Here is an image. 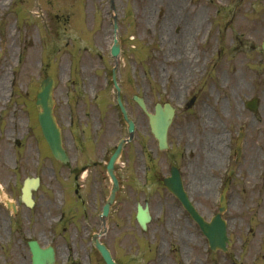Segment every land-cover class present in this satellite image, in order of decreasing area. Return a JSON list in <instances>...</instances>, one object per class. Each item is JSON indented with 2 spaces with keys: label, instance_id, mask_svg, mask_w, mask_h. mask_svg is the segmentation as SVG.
Listing matches in <instances>:
<instances>
[{
  "label": "rangeland",
  "instance_id": "rangeland-1",
  "mask_svg": "<svg viewBox=\"0 0 264 264\" xmlns=\"http://www.w3.org/2000/svg\"><path fill=\"white\" fill-rule=\"evenodd\" d=\"M76 1L0 0V93L7 98L12 92V100L21 102L26 91L37 92L42 80L53 76L59 123L65 134L78 132L80 138L82 130L81 145L86 140L84 149L69 140L72 160L78 159L80 166L91 155L100 164L90 166L87 183L80 189L81 202L74 190L70 166L60 169L61 165L52 160L51 170L43 174L48 161L38 151L41 143L37 135L30 150L38 174L44 177L43 185L36 191L34 208L22 205L17 218L11 220L7 216L10 212L1 208L0 264H31L27 247L30 237L55 246L56 264L102 263L91 240L101 229L99 214L112 187L105 169L110 155L107 149H114L128 134L116 107L111 75L116 62L125 105L136 123V138L126 145L117 164V176L124 187L112 206L109 229L102 241L124 264H186L188 259L190 264H264V0H192L182 10L189 13L195 25L202 23L208 38L195 40V57L198 53L200 60L194 65L192 87L188 90L183 84L175 85L177 74L166 66L168 58L161 53L166 45L159 38L160 23L152 26L160 8L164 14L158 19L171 20L173 0H163L164 4L161 0L143 1L147 4L148 15L142 17L148 24L147 33L119 40L122 51L118 59L110 54L113 40L107 36L105 23L107 0H92L94 10L89 0L86 12L84 2L76 6ZM31 8L38 13L32 19ZM66 13L72 14L69 19ZM131 13L132 19L138 18L136 11L131 9ZM93 17L102 20L97 35L90 31L91 22H87ZM15 25L23 34L15 31L20 29ZM88 35L94 37L89 39ZM74 89L78 97L73 96ZM134 95L143 97L151 112L161 101L178 109L169 152H159L150 135L148 118L133 100ZM193 95L197 96L195 105L183 110ZM254 96L261 101L256 114L245 107V102ZM102 100H106L104 104ZM17 111L22 113L20 107ZM69 112L75 117L71 124ZM241 132V155L237 160L235 146ZM172 157L184 170L191 200L207 219L218 212L224 182L231 179L223 214L231 240L228 253L213 252L196 226L195 234L187 241L184 229L191 228L187 221H182L178 233L163 230L164 219L172 211L183 217L186 214L165 189L146 182L154 181L151 174L154 178L167 175ZM148 163L152 172L148 171ZM1 175L7 179V174ZM1 182L5 187L0 199L20 196L21 180L15 187L7 186L2 179ZM144 196L153 215L146 231L135 219L136 203L144 202ZM176 219L179 222L182 217Z\"/></svg>",
  "mask_w": 264,
  "mask_h": 264
},
{
  "label": "flooded vegetation",
  "instance_id": "flooded-vegetation-1",
  "mask_svg": "<svg viewBox=\"0 0 264 264\" xmlns=\"http://www.w3.org/2000/svg\"><path fill=\"white\" fill-rule=\"evenodd\" d=\"M143 1L145 0H107L108 20L107 22L105 21L108 27L107 34L111 37L117 36L119 40H130L132 36H141L143 32L147 33L146 30L148 24L146 23L145 18H142L144 15L147 16L146 4ZM171 1L172 0H166L167 3ZM161 3H163V0H161ZM191 3L192 0H173L172 4L175 7L172 8L171 20L161 21L160 19H157L153 24V26H156L157 22L160 23L159 38L166 44L164 53L166 52L171 59V63L168 66L171 67L174 74H177L178 85L183 84L185 89L191 86V80L194 75L193 69L194 65H196L195 60L193 59V52L196 44L195 40H208L206 34L201 29L202 24L195 25V23L189 19V13L182 12V10ZM92 7L94 9V3H92ZM131 9L137 12L136 16H138V18L132 19ZM95 12L97 11L95 10ZM158 14L159 16H163L164 9H160ZM94 21L98 23L97 27H99L100 20L97 19ZM115 23L117 24V28ZM97 29L99 30V28ZM18 107L22 109V113L17 111ZM68 118L71 119L69 124L74 123L75 117L71 112H69ZM62 129L63 142L66 145V148L69 149V145H71L69 140L72 141L73 146H76L79 149L85 148L84 143L81 145L82 139L77 136V132L65 134V128L63 126ZM37 135L41 143L38 145V151L39 153L44 154L45 162L48 161V163L42 168V172L45 174L46 171L51 170L52 153L43 136L41 127L37 123L34 91H27L23 95V101L21 102L12 100V97L10 96H7L6 98L0 93V179H2L7 186L14 184L15 187L19 180H24L28 176L36 175H39L41 183L43 182L44 177L43 175L38 174L36 160L33 157L34 154H32L30 150V147L35 145ZM170 146H173L172 142H170ZM69 155L70 161L66 164H62V167L70 166L69 168H71V173L74 174L73 177L75 184L79 191V188L84 187L87 183L90 176V166H98L100 164L91 159L90 155V157L87 156L85 162L78 166V159L72 160L73 156L71 154ZM169 163H179V161L172 157L171 162ZM73 165H76V167L73 168ZM180 166L181 165L179 164L178 167ZM181 171L183 175V168H181ZM2 173L7 174V179L2 177ZM80 180H82L83 183H80ZM120 184L121 188H123L124 183L120 181ZM154 184H156V186L151 187L164 188L163 181L161 180V177L159 179V176L156 182H146V185ZM184 184L185 187H187L185 180ZM143 190L145 192L146 188L143 187ZM120 192H122V190ZM80 199H82V195H80ZM145 199V203L150 205L147 196H145ZM10 205L16 208L15 212L11 211L3 202L2 204L0 203V210L5 206L9 212H11L12 216H7L12 220V217L17 218L21 213V198L14 199ZM183 213L186 214V216L183 217L178 215V212L172 211L170 216L164 219L166 224L163 226V230L165 232L173 230L175 233H178V228L182 227L183 220L187 221L191 227H194L195 225L192 223V220L187 213ZM2 215L3 213L0 212V216ZM176 216L182 217V220L176 222ZM159 218H161V216H159ZM184 232L185 235L188 234L189 236H193L194 229L185 228ZM189 251L192 252V249L189 248Z\"/></svg>",
  "mask_w": 264,
  "mask_h": 264
},
{
  "label": "water",
  "instance_id": "water-1",
  "mask_svg": "<svg viewBox=\"0 0 264 264\" xmlns=\"http://www.w3.org/2000/svg\"><path fill=\"white\" fill-rule=\"evenodd\" d=\"M262 47L264 48V41ZM119 53H120V46L119 43L117 42L113 48V54L114 56H118ZM115 84L117 86L116 82ZM53 87H54L53 80L51 78H47L46 80H44L39 90L37 96V104H38V108L40 109L39 117L44 135L50 144L53 155L59 160L66 161L67 155L65 153V149L62 146L61 131L59 126L56 124L53 116V99H52ZM135 99L140 103L142 109L146 112L149 118L152 133L159 141V147L161 149L167 148V131L174 116L173 107L168 103L165 104L164 106H161V104H157V106L155 107V113H150L147 111L143 99H139L137 97H135ZM118 100L125 114V117L129 122L130 125L129 131L131 134H133L134 124L131 120L128 119L125 109L120 101V98ZM246 105L251 110L256 111L258 106V99H254L251 102H248ZM121 147L122 144L119 145L117 151L111 157L107 165L108 171L114 181V188L112 189L111 195L103 208V214L101 215L104 228L99 234H95L93 236V243L100 251L107 264H117V263L113 260L109 249L106 247L105 244L100 242L99 238L106 231L105 228L106 219L108 217L110 207L114 202L115 194L118 188V181L114 175L113 170H114V163L121 151ZM165 183L168 189L182 201L186 209L191 213L195 221L200 225L203 233L206 235V237L209 240L211 248L213 250H217L218 248H220L224 251H227L226 243L227 242L229 243V239L227 236V224L226 221L221 217V213L224 212V210L226 209L225 195H222L221 197L220 213L217 214L211 220V222H207L197 212L195 207L189 201L188 196L182 187L181 178L178 172L176 171L174 172V170H172V176L166 178ZM38 184H39L38 178L27 179L25 181L23 187L22 199L27 204H31V200H30L31 189L34 188L36 189ZM137 219L142 225V227L146 228V223L150 220L148 208L143 209L141 206H139ZM30 247L33 254L32 256L33 264H54L55 252L52 247L41 248L38 245V243L35 241L30 243Z\"/></svg>",
  "mask_w": 264,
  "mask_h": 264
},
{
  "label": "bare ground",
  "instance_id": "bare-ground-1",
  "mask_svg": "<svg viewBox=\"0 0 264 264\" xmlns=\"http://www.w3.org/2000/svg\"><path fill=\"white\" fill-rule=\"evenodd\" d=\"M147 15H148V13H147ZM107 36H109V34H107ZM211 159H212V156H211Z\"/></svg>",
  "mask_w": 264,
  "mask_h": 264
}]
</instances>
